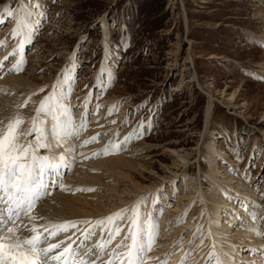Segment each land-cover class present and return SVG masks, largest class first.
Returning <instances> with one entry per match:
<instances>
[{
  "label": "rangeland",
  "instance_id": "obj_1",
  "mask_svg": "<svg viewBox=\"0 0 264 264\" xmlns=\"http://www.w3.org/2000/svg\"><path fill=\"white\" fill-rule=\"evenodd\" d=\"M24 1L29 7L21 13L23 18L39 21L33 27L31 43L23 52L21 73L37 89L33 97L20 98L24 111L20 117L30 120L26 132L32 128L33 120L44 130L43 143L48 147L37 148L38 155L71 157L66 163L67 172L59 180L65 184L64 188L75 182L78 187H85L86 194L94 200L108 194H113L112 200L123 195L124 199H132L131 203L126 202L129 213L131 205L136 206L133 193L124 191V183L115 174L96 171L104 167L94 162L105 155H79L77 150L68 153L70 142L78 137L76 133L53 137L51 114L38 113L33 108L54 85L59 90L61 84L60 89L65 91L64 74L69 72L67 114L80 117L89 98L88 121L96 110L98 115H107L114 121L119 127L122 153L128 158L133 153L143 156L145 167L134 170L135 180L150 186L162 179L165 187L157 185L164 192L169 183L168 167L175 171L177 187L172 190L169 203L157 206L162 207L154 215L156 231L150 249L143 254L144 264L188 262L189 257L180 261L178 251L186 231L170 238L171 234L163 227L177 229V217L168 209L170 204L172 207L179 202L184 180L197 178L204 181V189L210 186L205 176L209 168L207 146L214 141L215 149L224 154L219 166L233 177L232 181H240L256 196L254 207H259L263 221L258 228L264 231V0H0V57L8 52L0 77L15 61L14 51L9 48H14L20 37L13 38L11 33ZM8 8L13 12L11 17ZM108 70L113 72L111 77ZM108 100L115 102L111 112ZM210 102L211 114L207 118ZM58 106L56 110L60 112ZM141 121L145 126L143 133L139 132ZM124 134L129 136L126 141L121 138ZM28 135H33L28 141L35 145L36 133ZM102 140L99 135L95 143L100 141L101 147L106 148L107 140ZM145 146L150 148L140 154ZM173 148L188 153V162L173 167L175 156L169 153ZM78 174H98L101 183L78 181ZM64 188H50L51 195L64 192ZM84 189H76L72 194ZM149 190L150 187L144 189L146 193L142 196L149 198L152 194ZM149 200L139 201L144 213ZM95 230L102 234L101 227ZM107 233L103 230V240ZM164 237L169 241L167 246L161 244ZM124 239L125 233L119 236L117 246ZM128 241L112 249L124 255ZM188 244L193 248L195 242ZM246 253L243 256L249 255Z\"/></svg>",
  "mask_w": 264,
  "mask_h": 264
},
{
  "label": "bare ground",
  "instance_id": "obj_2",
  "mask_svg": "<svg viewBox=\"0 0 264 264\" xmlns=\"http://www.w3.org/2000/svg\"><path fill=\"white\" fill-rule=\"evenodd\" d=\"M28 7V3L24 1L17 11L16 22L13 30L17 32L16 37L20 38L14 48H9L10 52L11 50L14 51L15 61L12 66H8L10 70H6V72H4L3 75L6 76L4 78H1L3 75L0 77V131L5 129L9 120H22V123L17 126L18 132H26L27 127L30 125V120L28 118L20 117L23 110L19 102H21L20 98L22 96V98L33 97L37 88L36 84L27 78L23 72L21 73V71L24 63L23 52L29 43H31L33 39V27H35L34 25H38L39 20L36 18L31 19L26 16L25 19L27 20L23 18L22 23H17L18 18L22 15L21 10ZM21 37L25 41L22 46V51L17 48V45L21 42ZM2 43L1 45L3 46ZM7 54L8 52L5 51V54L0 57V70L2 67L1 65H3V58L7 56ZM107 54H109L108 49ZM3 68H5V66H3ZM112 73L113 72L111 70L108 75L111 77ZM64 75V80L67 81L65 91L64 89H60L61 84H58L59 90L56 89V92L58 95L63 93L61 103L65 105L67 104L65 99L66 91L69 92L71 82L69 72H65ZM97 80L98 84L101 85L100 80ZM49 93L40 99V101L44 100ZM40 101L34 105V109L37 110L39 108ZM106 103L111 107L109 108V112H111L112 106H115L114 100H108ZM58 105L59 104L56 106ZM87 105H89V98L85 100L82 107L83 109L81 110V116L78 118H72V116H69L68 114H63V118L60 117L61 119L70 117L75 128L76 136H78L76 140H72V142H70L67 152L71 154L73 151L77 150L79 155L86 156L91 153H102V155H105L106 157L104 159L94 162L98 163L96 165H101V168L102 166L104 167L103 169H98L96 171L106 174H115L117 180L124 183L122 187L124 188V191L129 192L128 194L133 193V197L135 198L133 201L136 200V206L139 207L141 213V224L143 226L150 224L153 235L156 231L153 221L155 219L154 215L157 214V206L159 204H164L165 202L169 203L171 201L170 195L172 194V190L177 187L175 185V171L168 167L169 170L167 171L170 173V175L167 176L169 177V183L167 185L168 188L164 190V192L159 191L160 186L165 187V185L162 184V179H158L157 183L154 182L150 186L143 185L139 180H135L133 176V174H135L134 170H139V166L141 169L145 167V163L141 161L143 156L139 154V156H135L133 153V156L130 154L131 156L128 158L124 153H122V150L120 149L121 141H119L120 135L118 133L119 127L117 128V124L108 119L107 115H98L97 110L92 113L91 119L88 121ZM211 105L212 103L210 102L206 111L207 118L211 114ZM58 107L60 108V106ZM52 125L53 123L50 126V130ZM81 125H83V127H81ZM99 135H102L103 137L102 142L107 140L106 143L108 144L106 145V148L101 147L102 143L100 141L95 143L96 137ZM32 137L33 135H28L26 140L28 141ZM92 137H95V139H91ZM121 138H125L124 140L126 141L129 136L124 134ZM21 140L25 141V138L21 137ZM117 144L118 147H113ZM215 145L214 141L207 146V150L209 152V168L205 176L209 179L210 186L207 189H204V181L198 180L197 178L189 181L184 180L183 193L178 196L179 202L174 203L172 207L170 204V208L168 209L174 217H177V229L175 231L171 230L172 228H170V226L167 227L166 225V227L163 228L171 234L170 238L173 236L175 237L176 234L179 235L183 231H186L178 249L179 258L182 256L180 261L183 260L184 257H189L186 264H260V262L264 261V231L258 228L263 221L259 217V207H254L255 203H257L254 199L256 196L252 191L246 189L243 183L238 180L232 181L233 177L230 178L226 175V172H224L225 169H222V166H219V161L224 158V154L221 150L215 149ZM147 148L150 147L145 146L142 148L140 154H143ZM118 152L121 153L116 154ZM170 152L173 154L172 156H175V163L173 164V167L174 165L179 166L180 164L188 162L189 154L183 150L173 148L169 151V153ZM61 156L62 155H57L55 157L50 156L49 158L58 162ZM64 158L66 157L64 156ZM70 158V156L66 158L67 161L65 160V163L70 162ZM66 168L67 167L60 168L61 177L64 172H67ZM61 177H59L58 180H60ZM78 181H83L87 184L92 182L97 183L100 181V177L98 174H94L92 176L86 174L81 175ZM158 183H161L162 185L159 184V186L157 185ZM152 186L154 187L151 189ZM149 187V191H152V194L150 193L151 196H148L149 198H145V196H142L146 193L144 189H148ZM84 188L78 187L77 184L73 182V184L71 183L69 187L64 188V192L56 191L57 193L55 192L56 194L54 193V195H51V189H49V193L45 195V198H43V196V199L41 198L42 200L38 201L39 205L37 204L30 214H21L20 219L16 221V224L19 225V230L15 232V236L20 240H23L25 237L32 234V228L33 226H36V231L43 233L42 247H46L47 244L59 245V247L52 249V253L61 252L64 248L71 244L72 247L69 251L76 253L77 260L82 256H86L89 261L95 260L96 264H107L110 258H107V256H111L113 253L114 250L112 247H115V245L117 246L119 236L123 233L126 235L130 221L125 215L123 219L117 218L119 223L123 221L122 224L117 225L116 221L106 222L103 230L108 232L107 237L109 236L110 227L114 228L116 226H122H120L118 234H115L111 237V239L109 237L107 239L106 237L104 240L102 236L103 231L102 234H99L100 231H93L94 228L102 226H98L93 223V226L89 228V224L85 223V221L95 222L101 217H107L116 213L118 210L128 209L129 206L126 202L132 201V199H124L123 195H118L112 200L110 197L113 194H108L104 197L96 195L97 197L95 201L92 199L93 196L91 197L89 193V195L86 194V190ZM76 189L84 190L83 192L80 191L79 193L72 194V192ZM138 197L141 198L137 199ZM145 199L150 200L144 213V210L141 208L142 204H140L139 201L144 202ZM118 206L120 207L117 208ZM161 207L162 206L159 207L158 212L161 211ZM132 208L133 207L131 205V209ZM33 216L35 219L31 218ZM164 218L163 214L162 219ZM64 221H78V223L75 228H68L67 231H57L51 236L44 232V228H48L49 231H52V228L50 227L51 225L63 223ZM168 225L172 224L169 222ZM86 229L88 230L87 232H85ZM0 235L5 237V242H9V234L3 233ZM109 239L110 243H108L103 250L97 247L98 242ZM162 241L164 242L161 244L169 245L167 237H164ZM188 241L191 243L195 242L193 248H190V244L187 245ZM129 242L130 238L127 245ZM182 243H184V245H182ZM108 249L112 250L106 251ZM152 252L153 251H151V253ZM156 252L158 253V251ZM240 252L241 256L238 255ZM245 252H249V255L243 256V253ZM210 253L212 255H210ZM95 254L97 257H95ZM120 256L122 257L124 264H126V256ZM68 259L71 261L73 257L69 256ZM116 264H121V261L117 260Z\"/></svg>",
  "mask_w": 264,
  "mask_h": 264
},
{
  "label": "snow or ice",
  "instance_id": "obj_3",
  "mask_svg": "<svg viewBox=\"0 0 264 264\" xmlns=\"http://www.w3.org/2000/svg\"><path fill=\"white\" fill-rule=\"evenodd\" d=\"M6 10L8 16L11 17L13 15L11 8ZM21 12H23V9ZM22 22L23 15L17 20V23ZM11 36L15 38L17 32L13 30ZM24 43L25 41L21 37V42L17 45V48L22 51ZM7 58V56L4 57L5 60ZM56 87L54 85L53 91L44 100L40 101L37 112L51 114L54 121L51 127V135L59 138L62 135L74 134L75 128L70 117L60 119L61 114H67L68 108L61 103L63 93L58 95ZM57 104L60 105V112L56 110ZM21 123L22 120L20 119L9 120L5 129L0 131V206H2L0 207V234H9V242H5V237L0 235V264H96L95 260L89 261L86 256L77 260L76 253L69 251L72 247L71 244L58 253H52V249L59 247L57 244H47L46 247H42L43 233L36 231V226H33L32 234L23 240L15 236V232L19 230L16 221L20 219L21 214H30L36 203L48 194L50 187H64V184L59 182L58 178L61 177L60 168L68 166L63 156L57 162L48 156L37 154V148L48 147V145L43 143L44 130L38 126L36 120H33V126L28 132L17 131V126ZM144 127V122L141 121L140 133H143ZM147 127L150 131L151 121L148 122ZM31 132L36 133L35 145L31 141L21 140V137L26 140ZM91 139L94 140L95 137ZM113 147H118V144ZM49 180L51 183H49ZM126 214L127 219L130 221L128 231L125 239L117 248L124 246L130 238L131 243L127 245V251L124 253L126 264H144L143 254L150 249L152 243V228L150 224L147 226L141 224V213L138 206H133L130 213L128 209H121L108 217H101L95 222L85 221V223L89 224V228L93 226V223L104 226L106 222L111 221H116L119 225L117 218L123 219ZM31 218L35 219L34 216ZM77 223L78 221H64L63 223L51 225L52 231L44 228V232L51 236L57 231H67L68 228H75ZM120 226L110 227V239L119 233ZM101 231H103V227H101ZM110 239L98 242L97 247L103 250L110 243ZM210 255L212 254L210 253ZM69 256L73 257L71 261L68 259ZM117 260L124 264L120 254L114 250L107 264H116ZM260 264H264V261Z\"/></svg>",
  "mask_w": 264,
  "mask_h": 264
}]
</instances>
